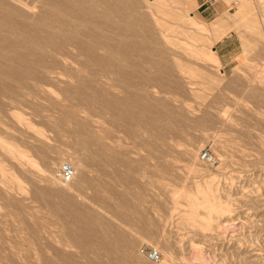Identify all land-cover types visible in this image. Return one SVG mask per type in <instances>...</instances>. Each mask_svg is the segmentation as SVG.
Returning <instances> with one entry per match:
<instances>
[{"label": "rangeland", "instance_id": "rangeland-1", "mask_svg": "<svg viewBox=\"0 0 264 264\" xmlns=\"http://www.w3.org/2000/svg\"><path fill=\"white\" fill-rule=\"evenodd\" d=\"M3 1L8 0H0V15L9 9ZM47 1L16 0L20 19L28 23L40 15L46 31L11 33L0 21V53L9 58L0 57V136L27 149L38 163L23 165L0 145L7 170L0 173V264H159L143 247L161 251L166 241L174 264H264V1H250L258 34L238 26L214 43L221 73L154 37L149 0L128 4L132 20H139L125 38L112 39L119 49L105 57L107 65L68 67L59 61L57 41L48 39L53 18L44 8ZM182 1L209 24L220 16L233 23L241 4ZM179 21L175 42L194 38L207 45L199 30L185 18ZM92 133L105 147L85 145ZM204 149L212 151L214 162L195 161ZM64 162L77 166L70 187L61 181ZM196 162L203 172L191 168ZM206 165L231 208L209 229L182 216L197 182L210 175ZM126 238L134 241L131 257Z\"/></svg>", "mask_w": 264, "mask_h": 264}, {"label": "bare ground", "instance_id": "bare-ground-1", "mask_svg": "<svg viewBox=\"0 0 264 264\" xmlns=\"http://www.w3.org/2000/svg\"><path fill=\"white\" fill-rule=\"evenodd\" d=\"M47 1V0H46ZM131 0H48L46 2V6L48 7L49 16L53 18L51 22H46L47 26L51 28V32H47L49 41L55 42L57 41V54L59 61L64 64L68 65V67H78L76 69H79V67H84L87 69L91 67H96L104 65L106 62L104 61L105 57L107 58L108 55H111L112 52L117 51L119 49V45H113L114 38L121 39L124 36H126L129 31V26H135V21L132 20L131 12H127V6L130 4ZM232 1V0H230ZM251 0H241V4L237 12L234 14L235 20L233 23H228L224 17H218L212 24H209L207 21H204L196 14H192L188 12V9L182 0H149L146 3V7L150 8L149 11V17L152 21V31L154 37H159L163 41H167L169 44L170 42L183 48V51H185L184 55H192L201 58V60L210 62L215 65L217 68V71L221 73V60L219 58V55L214 49L215 42L223 37V35L226 33V31L229 28H235L238 26H245L248 28V30H252L254 33L257 32L258 34V20L256 19L255 12H253L252 7L250 5ZM264 1V0H263ZM25 2V1H24ZM133 2V1H132ZM228 2V1H227ZM4 5H6L9 9L7 12H4L5 14L0 15V21H4L7 25V30L11 33H24L26 32L27 28L36 27L37 30L44 29L45 26H42L43 20L39 19L38 16L35 19H32L28 23H24L20 18L23 16L19 12L17 7H19V4H17L16 0H8L1 2ZM23 3V2H22ZM45 3V2H44ZM229 3V2H228ZM135 2L132 3L134 5ZM44 5V4H43ZM136 4L134 7H138ZM155 5L153 8L152 6ZM23 7V6H22ZM20 7V8H22ZM130 7V6H129ZM141 8V7H140ZM24 9V8H23ZM32 9V8H31ZM135 9V8H133ZM137 9V8H136ZM33 10V9H32ZM43 10V9H42ZM46 10V9H45ZM139 10V9H138ZM29 11V10H28ZM141 11V10H140ZM182 11H185L182 13ZM228 10H226L227 12ZM255 11V10H254ZM21 12H25V10H22ZM33 12V11H32ZM44 12V11H43ZM47 14V13H45ZM224 14V13H223ZM226 14V13H225ZM136 15V14H135ZM46 16V15H45ZM44 16V17H45ZM48 16V15H47ZM46 16V17H47ZM134 16V15H133ZM27 17V16H26ZM36 17V16H35ZM49 17V18H50ZM132 17V18H131ZM137 17V16H136ZM46 18V19H49ZM168 18L173 19V21H169ZM185 18V22L191 24L193 27H195L197 30H199L207 39V45L199 44L196 39L193 38L191 41L181 40L180 41H174L173 33L174 32H182V27L180 23V19ZM17 19V20H16ZM23 19V18H22ZM139 20V19H138ZM144 20V19H143ZM18 21V22H17ZM48 21V20H47ZM133 21V22H132ZM135 23V24H134ZM150 23V22H149ZM41 25V26H40ZM138 25V24H137ZM1 26V25H0ZM5 27V26H3ZM48 28V27H47ZM180 31H179V29ZM34 29V30H36ZM132 31L133 28L131 27ZM39 30V32H40ZM46 31V28L44 29ZM261 30V29H259ZM4 31V30H2ZM43 31V30H42ZM37 32V33H39ZM180 32V33H181ZM59 33V39L56 40V34ZM132 33V32H131ZM139 33V32H138ZM142 33V32H141ZM140 33V35H141ZM7 34V33H6ZM35 34V33H34ZM144 34V33H143ZM8 35V34H7ZM33 35V34H32ZM129 35V34H128ZM133 35V34H132ZM130 34V36H132ZM145 35V34H144ZM177 35V34H175ZM174 35V37H175ZM135 36V35H134ZM139 36V35H137ZM29 37V36H28ZM245 37V36H244ZM125 38V37H124ZM128 38V37H127ZM131 37L130 39H132ZM191 38V37H190ZM6 39V38H5ZM156 39V38H155ZM180 40V38H178ZM182 39V38H181ZM29 40V39H28ZM36 38L34 37L30 42L35 43L34 41ZM150 40V39H149ZM252 40V39H251ZM116 41V40H114ZM120 41V40H119ZM122 41V40H121ZM127 42L129 40H126ZM132 41V40H131ZM51 42V43H52ZM152 42V39H151ZM158 43V41H155ZM161 42V41H160ZM254 42V41H253ZM252 42V43H253ZM115 43V42H114ZM119 43V42H118ZM215 43V44H214ZM243 43V42H242ZM27 44V43H26ZM126 44V43H125ZM133 44V43H131ZM165 44V43H164ZM244 44V43H243ZM28 45V44H27ZM172 45V44H171ZM247 46L250 44L247 43ZM33 46V44H32ZM40 49L43 50L42 45H37ZM51 46V45H50ZM27 47V46H26ZM131 47V45H130ZM243 47H245L243 45ZM247 48V47H246ZM10 49V48H9ZM135 49V48H134ZM140 49V48H138ZM49 50V49H48ZM3 50H0V52ZM14 51V50H13ZM121 51V50H119ZM118 51V52H119ZM137 51V50H136ZM177 51V50H176ZM182 51V50H181ZM250 51V50H249ZM132 52V51H131ZM130 52V53H131ZM135 52V51H134ZM138 52H140L138 50ZM178 52H180L178 50ZM5 53V52H4ZM3 52L0 53V57L4 58L7 57ZM9 53V52H8ZM16 53V52H15ZM14 53V54H15ZM110 53V54H109ZM122 53V52H121ZM127 53V52H126ZM137 53V52H136ZM184 53V52H182ZM187 53V54H186ZM243 53V52H242ZM14 54H10V57H12ZM116 54V53H115ZM132 54V53H131ZM181 54V53H180ZM177 54V55H180ZM120 55V52H119ZM122 55V54H121ZM120 55V56H121ZM138 55V53H137ZM142 55V54H141ZM232 55V54H231ZM241 55V53H240ZM115 56V55H114ZM131 56V55H130ZM175 56V55H174ZM190 56V55H189ZM237 56V55H236ZM109 57V56H108ZM124 57V56H123ZM122 57L121 60H124ZM133 57V56H132ZM179 57V56H178ZM196 57H193L194 59ZM235 57V56H233ZM249 58V56L247 55ZM54 58V57H53ZM113 59V55L111 57ZM120 58V57H119ZM135 58V57H134ZM197 58V59H198ZM7 59H9L7 57ZM109 59V58H108ZM111 59V60H112ZM126 59V55H125ZM243 59V58H242ZM56 60V59H55ZM107 60V59H105ZM115 60V58H114ZM119 60V59H118ZM116 60V62L118 61ZM128 60V59H127ZM132 60V58H131ZM137 60V56L136 59ZM178 61L180 59H177ZM182 60V56H181ZM125 61V60H124ZM5 62V61H4ZM42 60H38L36 65H40ZM115 62V61H114ZM126 62V61H125ZM124 62V63H125ZM132 62V61H131ZM247 62V61H246ZM109 63V62H108ZM106 63V65L108 64ZM110 63H113V61ZM118 63V62H117ZM139 63V62H138ZM148 63V62H146ZM245 63V62H244ZM8 64V63H6ZM30 64V63H29ZM96 64V65H95ZM100 64V65H99ZM184 64V63H183ZM3 65V64H2ZM31 65V64H30ZM95 65V66H94ZM132 67L134 64H131ZM148 65V64H147ZM179 65V63H178ZM223 65V64H222ZM110 65H108L109 67ZM117 66V65H116ZM126 66V65H125ZM136 66V65H135ZM145 66V65H144ZM6 67V66H5ZM9 67V66H8ZM122 67V66H121ZM131 67V66H130ZM131 67V68H132ZM138 67V66H137ZM136 67V68H137ZM180 67H182L180 65ZM98 68V67H97ZM104 68V66H103ZM101 67V69H103ZM117 68L120 69L118 66ZM135 68V67H133ZM139 68V67H138ZM75 69V68H74ZM105 69V68H104ZM103 69V71H105ZM113 69V68H112ZM123 69V68H122ZM125 69V68H124ZM141 69V68H140ZM183 69V68H182ZM185 69V68H184ZM49 70V69H48ZM81 70V69H80ZM83 70V69H82ZM110 70V69H109ZM108 70V71H109ZM129 70V69H128ZM127 70V71H128ZM133 70V69H132ZM187 71V70H186ZM107 72V70H106ZM181 72V71H180ZM192 72V71H191ZM105 73V72H104ZM111 73V72H110ZM189 73V72H188ZM193 73V72H192ZM113 74V73H112ZM180 74V73H179ZM189 75V74H188ZM192 75V74H191ZM190 75V76H191ZM189 76V77H190ZM192 77V76H191ZM190 77V78H191ZM94 78V77H93ZM189 78V80H190ZM11 80V77H10ZM28 81V80H27ZM42 81V80H41ZM90 82V81H89ZM131 82V81H130ZM135 83V82H134ZM194 82H192L193 84ZM195 84V83H194ZM137 86V85H136ZM191 89V88H190ZM255 89V88H254ZM256 90V89H255ZM259 90V89H258ZM257 90V91H258ZM262 91V90H261ZM264 92V89H263ZM252 93V92H251ZM33 94V93H32ZM256 95V94H255ZM263 95V94H262ZM234 99V98H233ZM260 102V101H259ZM258 102L257 109H260V103ZM218 107V106H217ZM224 107V106H222ZM226 107V106H225ZM229 107V106H228ZM221 108V107H220ZM227 107L222 110V112L225 114L227 113ZM219 110V109H217ZM230 110V109H228ZM152 111V110H151ZM261 111L262 110L261 108ZM259 111V112H261ZM170 113V112H169ZM257 113V111H256ZM146 114V113H144ZM165 114V113H164ZM147 115V114H146ZM229 114L227 113V116ZM264 115V112H263ZM21 116V115H20ZM225 116V115H224ZM142 117V116H141ZM22 119V116L20 117ZM228 118V117H227ZM83 119V118H82ZM148 119V118H147ZM23 120V119H22ZM151 120V119H150ZM133 121V120H132ZM149 121V120H148ZM164 121V120H163ZM157 123V122H156ZM159 123V122H158ZM29 124V123H28ZM153 124V123H152ZM151 124V125H152ZM145 125V124H144ZM247 126V125H246ZM145 128V127H144ZM143 129V128H142ZM152 129V128H151ZM145 130V129H144ZM154 131H156L154 129ZM148 132V131H147ZM157 132V131H156ZM229 132V131H228ZM148 134V133H147ZM145 135V134H144ZM149 135H151L149 133ZM157 135V134H156ZM89 138L88 140L85 139L84 143L86 146L93 147L94 145L99 147H105V144L102 142L103 140L99 135L95 134H88ZM87 136H82L87 138ZM159 137V136H158ZM77 138V137H76ZM82 139V138H81ZM90 139V140H89ZM152 139V138H151ZM137 140V139H136ZM141 140V139H140ZM149 142V141H148ZM81 143V142H80ZM83 143V141H82ZM0 145L1 147L5 148L6 151L11 154L12 156L18 158L21 160L22 164H31L38 166V163L35 161V159L29 155L27 149L21 147L19 144L9 141L5 139L4 137L0 136ZM82 145V144H81ZM95 147V146H94ZM86 149H88L86 147ZM85 149V150H86ZM150 151V150H149ZM194 151V150H192ZM88 152V151H87ZM191 152V151H190ZM263 152V151H262ZM91 153V152H90ZM92 153L95 154V151ZM194 153V152H193ZM195 154V153H194ZM193 155V154H192ZM220 156V155H219ZM200 155L198 156V153H196V160L198 162H204L202 159H200ZM108 160V159H107ZM194 163L191 168H193L195 171L203 172V168L201 165H198ZM73 162H71L72 164ZM210 164V163H209ZM200 166V167H199ZM207 166V165H206ZM212 166V165H211ZM221 166V165H220ZM218 166V168H220ZM77 168V166L75 165ZM205 167V166H204ZM205 170H210V168L205 167ZM204 170V171H205ZM216 170V168H215ZM0 173L2 175L7 174L6 168L3 166V164L0 162ZM205 173V172H204ZM207 173V172H206ZM62 174V173H61ZM201 174V173H200ZM205 175V174H204ZM77 176V173L75 177ZM10 177V176H9ZM74 177V179H75ZM216 178V174L214 173L213 169L210 172V175L204 179L203 182H197V189L195 192V195L189 197V203H188V209H186V212L182 215L184 219L189 221L191 224L199 225L204 229H209L213 225V220L215 218H219L225 211H229L231 208L229 207L228 203H225L222 201L218 188L215 186L213 179ZM16 179V178H15ZM73 179V180H74ZM64 181L61 179L63 185L70 187L72 186V181ZM108 194V193H106ZM110 194V193H109ZM90 202V201H89ZM122 209V208H121ZM202 209L205 210V212H201ZM106 211V210H105ZM123 211V210H122ZM27 212V211H26ZM154 213V212H153ZM156 213V212H155ZM145 214V213H144ZM151 214V213H150ZM105 215V214H104ZM156 215V214H155ZM132 216V215H131ZM148 216V213H147ZM130 217V216H129ZM149 217V216H148ZM151 217V216H150ZM147 218V217H146ZM148 220V219H147ZM151 220V219H150ZM149 220V221H150ZM131 221V220H129ZM110 222V221H109ZM129 223V222H128ZM134 223V222H133ZM151 223V221H150ZM102 224V223H101ZM154 224V223H153ZM238 225V224H237ZM103 227V226H102ZM107 227V226H106ZM127 227V226H126ZM239 227V226H238ZM150 228V227H149ZM235 228V227H234ZM237 228V227H236ZM262 228V227H261ZM135 229V228H134ZM132 230V229H131ZM260 230V229H259ZM51 232V231H50ZM104 232V230H103ZM203 232V231H202ZM106 235V234H105ZM189 235V234H188ZM262 235V234H261ZM193 236V235H192ZM125 237V236H124ZM134 238V237H133ZM126 244L124 249L128 250V255H132L134 245L132 240H129L128 238L125 239ZM124 240V243H125ZM166 241V240H165ZM88 245V244H87ZM120 245V244H119ZM89 246V245H88ZM121 247V246H120ZM134 247V246H133ZM195 248V247H194ZM93 249V248H92ZM118 249V248H116ZM193 249V248H192ZM86 250H89V247H86ZM160 250V249H159ZM205 250V249H204ZM46 251V250H45ZM94 251V250H93ZM194 251V250H193ZM91 252V251H90ZM161 257L160 260L157 261L159 264H174V251L173 247L170 244V242H165L164 248H161ZM113 253V252H112ZM125 253V252H124ZM93 254V252H92ZM95 254V253H94ZM93 254V255H94ZM115 254V253H114ZM119 254V253H116ZM115 254V255H116ZM194 254V253H193ZM197 253H195L196 255ZM90 255V254H88ZM163 255V256H162ZM96 256H98L96 254ZM101 256V255H100ZM197 256L201 257L198 253ZM206 256V255H205ZM117 257L120 258L118 255ZM131 257V256H130ZM191 257V256H190ZM98 258V257H97ZM100 258V257H99ZM127 256L124 258L126 259ZM103 259V258H102ZM195 259V258H194ZM213 259V258H212ZM93 260V259H92ZM95 260V259H94ZM121 260V258H120ZM119 260V261H120ZM197 260V258H196ZM207 260V259H206ZM122 261V260H121ZM213 261V260H212ZM95 263V262H94ZM123 263V262H122ZM48 264V263H47ZM99 264V262H98ZM116 264V263H115ZM204 264H208L205 262ZM210 264V262H209Z\"/></svg>", "mask_w": 264, "mask_h": 264}, {"label": "built area", "instance_id": "built-area-1", "mask_svg": "<svg viewBox=\"0 0 264 264\" xmlns=\"http://www.w3.org/2000/svg\"><path fill=\"white\" fill-rule=\"evenodd\" d=\"M201 159L206 163H212L215 161V156L211 150L204 149L201 154ZM61 173V178L64 181H71L76 175V169L69 162H64L61 166ZM143 251L151 261L157 262L160 260L161 254L156 248H147L146 246H144Z\"/></svg>", "mask_w": 264, "mask_h": 264}, {"label": "crops", "instance_id": "crops-1", "mask_svg": "<svg viewBox=\"0 0 264 264\" xmlns=\"http://www.w3.org/2000/svg\"><path fill=\"white\" fill-rule=\"evenodd\" d=\"M207 2V0L206 1H204V2H202L201 3V5L200 6H202L204 3H206ZM211 7H209V9H210ZM209 9L208 10H204V12H206V13H210L212 10H210V12H209ZM218 18V17H217Z\"/></svg>", "mask_w": 264, "mask_h": 264}]
</instances>
